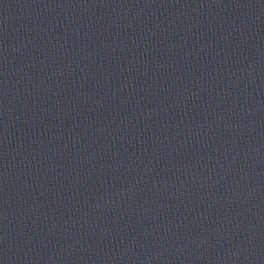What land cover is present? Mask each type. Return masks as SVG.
I'll list each match as a JSON object with an SVG mask.
<instances>
[{"label":"water","instance_id":"water-1","mask_svg":"<svg viewBox=\"0 0 264 264\" xmlns=\"http://www.w3.org/2000/svg\"><path fill=\"white\" fill-rule=\"evenodd\" d=\"M0 264H264V0H0Z\"/></svg>","mask_w":264,"mask_h":264}]
</instances>
